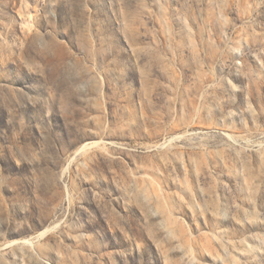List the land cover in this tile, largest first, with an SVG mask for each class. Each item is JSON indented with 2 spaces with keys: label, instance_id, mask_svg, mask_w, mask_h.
<instances>
[{
  "label": "rangeland",
  "instance_id": "obj_1",
  "mask_svg": "<svg viewBox=\"0 0 264 264\" xmlns=\"http://www.w3.org/2000/svg\"><path fill=\"white\" fill-rule=\"evenodd\" d=\"M0 264H264V0H0Z\"/></svg>",
  "mask_w": 264,
  "mask_h": 264
}]
</instances>
